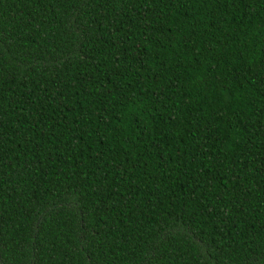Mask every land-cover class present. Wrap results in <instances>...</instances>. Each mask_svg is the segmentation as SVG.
<instances>
[{"label":"trees","instance_id":"obj_1","mask_svg":"<svg viewBox=\"0 0 264 264\" xmlns=\"http://www.w3.org/2000/svg\"><path fill=\"white\" fill-rule=\"evenodd\" d=\"M0 264H264V0H0Z\"/></svg>","mask_w":264,"mask_h":264}]
</instances>
